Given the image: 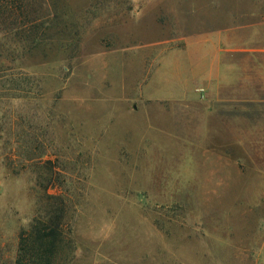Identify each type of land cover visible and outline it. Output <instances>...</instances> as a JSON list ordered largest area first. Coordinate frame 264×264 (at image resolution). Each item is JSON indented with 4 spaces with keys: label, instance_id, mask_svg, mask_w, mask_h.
Returning <instances> with one entry per match:
<instances>
[{
    "label": "rangeland",
    "instance_id": "374dc122",
    "mask_svg": "<svg viewBox=\"0 0 264 264\" xmlns=\"http://www.w3.org/2000/svg\"><path fill=\"white\" fill-rule=\"evenodd\" d=\"M11 25L43 41L13 52L37 150L0 148V264L44 163L74 264H264V0H0Z\"/></svg>",
    "mask_w": 264,
    "mask_h": 264
},
{
    "label": "trees",
    "instance_id": "16d2710c",
    "mask_svg": "<svg viewBox=\"0 0 264 264\" xmlns=\"http://www.w3.org/2000/svg\"><path fill=\"white\" fill-rule=\"evenodd\" d=\"M12 26L5 35L6 44L0 42V148L14 151L29 162L37 150H33L34 140L29 132L31 116L19 109L36 101L40 88L34 77L14 73L13 52L18 43L29 52L43 40L31 38L32 32ZM18 36L20 42L14 40ZM45 164L36 174V186L41 191L36 216L26 229L20 230L14 256L6 264H74L76 248L67 218L70 204L61 195L47 193L52 183L60 181V173ZM15 171L12 169V173Z\"/></svg>",
    "mask_w": 264,
    "mask_h": 264
}]
</instances>
